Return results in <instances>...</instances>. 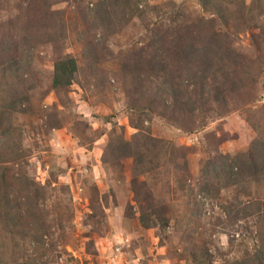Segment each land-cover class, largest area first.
Instances as JSON below:
<instances>
[{"label": "rangeland", "instance_id": "374dc122", "mask_svg": "<svg viewBox=\"0 0 264 264\" xmlns=\"http://www.w3.org/2000/svg\"><path fill=\"white\" fill-rule=\"evenodd\" d=\"M107 1L0 0V48L31 39L17 64L30 99L0 139V204L23 203L14 237L0 206L3 264L264 263L260 224L244 213L250 192L264 209V184L230 186L228 176L206 175L219 153L244 158L262 138L256 126L264 134V50L252 45L264 31V0H211L209 8L201 0H119L109 21H94ZM198 28L231 39L251 73L228 106L193 110L177 55L154 60ZM66 57L79 69L55 86L56 62ZM159 66L168 70L158 77ZM4 68L0 94L8 95L18 87ZM151 139L173 144L165 155L156 148L148 171L135 175L132 152Z\"/></svg>", "mask_w": 264, "mask_h": 264}, {"label": "trees", "instance_id": "16d2710c", "mask_svg": "<svg viewBox=\"0 0 264 264\" xmlns=\"http://www.w3.org/2000/svg\"><path fill=\"white\" fill-rule=\"evenodd\" d=\"M201 1L205 8H209V3H207V1L211 2V0ZM119 3V0H112L98 4L97 10L94 14L95 16L92 19L104 24L111 19V13L115 12V7ZM219 10L220 8H215L213 11L216 12L217 15L219 14V18L223 19L220 23L224 24V26H228V21L223 18L222 14L220 15ZM210 22L214 23L215 20L212 19ZM27 33H29V31H26V34ZM188 35L189 38H186L183 34L179 36V39H183L182 43L179 46L176 45L172 47L174 50L170 48L164 53H162L164 50L155 51L154 60L165 62L166 64L169 63L167 60L168 52L177 55V60H179L178 63L182 66L181 70H185L188 75L185 80V88L187 94H189L186 105H192L193 110L196 109V111H202L201 109H204L208 102L215 104L217 107H222L224 105L228 106L229 94L234 95L238 90L243 91L248 88L249 84L247 83V80L251 78L249 69L247 68L244 70V67L246 66L240 65L236 61L237 55L233 54L234 51L231 48V39H225V35L222 34L221 31L211 29L208 34H205L200 28H198L193 32L190 31ZM202 36H205V38H202V41H200L199 38ZM30 40L31 39L28 35H26V39L22 37L20 41L6 39L5 46L3 45L4 43H2L3 50L0 48V66L3 65L5 67L4 72L11 71L12 69V81L18 87L17 89H13L9 86L10 93L8 95L0 94V139L9 137V125L5 122L7 118L13 114L23 112L26 103L30 99L29 92L22 89V83L19 81L21 77L19 74L20 69L17 65L19 61H21L19 48H22L25 43L29 44ZM17 42H21L22 46H17ZM52 42L57 44L54 39H52ZM153 43L155 44L157 42L153 41ZM254 44L264 50L263 29L260 28L252 37V45ZM90 51L92 55H95V50L91 49ZM4 52L7 56H5ZM218 58H221V60ZM135 64H139L138 60ZM136 68H138V65H136ZM78 69L79 61L77 59L71 57L59 58L56 62V73L54 77L55 86L62 85L63 83L61 82H63V79H65L64 82L66 84H70ZM167 70L168 68H162L159 66L153 72L159 77L160 75H164ZM137 72L139 75L141 74L139 69H137ZM154 74H147V79H150V76H154ZM143 81L146 82L147 80ZM171 91L173 93L171 94L173 97L172 100H174L178 91L173 90L172 87ZM256 129L261 134L262 138H258L254 141L251 150L248 153H245V155L243 154L244 158L241 159L242 155L233 157L230 154L223 153L215 155L211 161L206 163L207 177H213L212 179H226V176H228V185L230 186L244 185L250 189H253L254 187L257 189L260 188L264 184V134L261 133L259 126H256ZM126 144L127 146H125V148L131 149V144L128 142H126ZM172 144L171 141H165L162 139H151L150 143H143L142 148H138L132 152L134 158V174L140 175L148 171V168L145 167L147 159L151 153H158L157 151H154L156 148L160 147L163 151L161 154L165 155L166 151L170 149ZM230 175H233L234 177H231ZM256 195L257 194H252V192L248 193V196L252 198L250 199L249 206L244 213L246 216H255L258 219L260 224V231L258 234L262 240V245L264 246V209L261 206V203L255 199L257 197ZM18 199H20V197H18ZM137 199L139 202L140 199ZM1 207L4 211L2 216L6 221V230L10 235L13 234L14 237L19 231L22 222L23 203H19L17 200L14 203V207L6 205ZM145 218H147V216L142 215L140 222L147 225L150 222ZM2 249L3 245L0 242V264L4 263L3 256L1 255ZM260 258V263L264 262V251ZM200 260L201 259H197L196 262H199Z\"/></svg>", "mask_w": 264, "mask_h": 264}]
</instances>
